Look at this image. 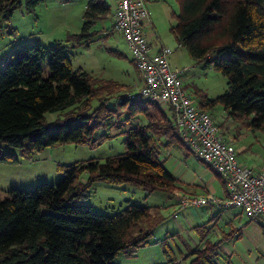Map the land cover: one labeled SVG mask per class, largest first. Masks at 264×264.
I'll use <instances>...</instances> for the list:
<instances>
[{
    "label": "trees",
    "instance_id": "1",
    "mask_svg": "<svg viewBox=\"0 0 264 264\" xmlns=\"http://www.w3.org/2000/svg\"><path fill=\"white\" fill-rule=\"evenodd\" d=\"M43 1L0 0V18L10 21L23 2L33 11ZM180 1L178 23L171 28L178 43L186 46L197 63L213 65L228 81L223 94L205 96L198 100L199 106L213 111L220 103L233 120L244 119L252 129L264 131V0ZM110 10L107 0H89L82 33L75 36L88 43L96 21L106 18ZM113 82L74 67L61 42L15 48L1 60L0 162L16 163L20 156L31 158L59 144L100 143L108 135H96L101 121L110 126L111 118L124 106L126 120L139 114L148 120L129 128L123 154L70 164L55 183L7 189V195L0 197V264H112L120 251L133 254L150 244L166 219L160 207L130 201L110 215L96 212L89 202L96 183H129L164 191L171 198L176 189H183L161 157L162 148L174 147L178 140L185 145L172 113L147 98L131 99L124 94L116 101L100 99L101 91L110 92ZM95 100L99 101L96 105ZM151 106L161 117V125L153 120ZM92 108L95 117L89 112ZM48 112L61 114L50 123ZM173 132L178 139L170 137ZM2 143L18 152L4 151ZM211 170L222 180L218 171ZM86 172L87 179L78 181ZM208 241L211 247L196 249L189 264H219L221 243ZM169 260L176 264L172 256Z\"/></svg>",
    "mask_w": 264,
    "mask_h": 264
},
{
    "label": "rangeland",
    "instance_id": "2",
    "mask_svg": "<svg viewBox=\"0 0 264 264\" xmlns=\"http://www.w3.org/2000/svg\"><path fill=\"white\" fill-rule=\"evenodd\" d=\"M88 1L44 0L33 11H29L25 2H23L14 11L10 21L0 18V65L1 60L7 57L15 48H24L37 43L48 45L54 42H61L66 46L67 53L74 67L83 68L100 79L115 81L109 88L110 92L101 91L100 96L102 98L100 99H104L107 102L106 98L110 97L111 100L116 101L127 92L140 89L143 84L141 70L133 60L128 43L122 33L115 30L113 25L114 0H107L111 6L110 13L106 18H100L96 21L94 37L88 43L81 42L78 36H75L82 33L84 12ZM147 1L151 10V21H153L157 33L161 35L165 44L170 45L167 41L171 42L170 46L173 47L171 56L175 58L173 64H177L180 69L184 68L185 70L183 74L184 87L188 92L197 101L202 100L205 96L215 98L223 94L228 87L226 76L213 65L204 66L197 63L186 46L178 43L171 29L178 23L181 1ZM97 102L99 101L95 100L94 105ZM151 107L152 113L157 115L150 113L154 117L153 120L161 125V117L157 114V110L153 106ZM93 109L89 110V112H92L95 117ZM126 111L127 106L118 109L114 117L111 118L110 126H105V120L101 121L102 124H100L96 135L99 136L103 132H108V135L100 139V143L98 141L95 144H59L37 151L31 158L20 156V161L16 163L0 162V197H5L7 189L11 187L33 189L38 183H55L63 176V170L70 164L88 162L90 160L103 161L109 155L125 153L127 151L126 139L129 128L142 125L148 120L144 114L131 115L130 121L126 120ZM211 112L217 122L221 124V132L236 146L239 158L244 163L255 168H264V131L252 129L244 119H240V121H238V118L233 120L232 116L228 114V111L220 103ZM60 114V112H48L46 114L48 122L52 123ZM170 137L178 139L176 132L171 133ZM1 145L4 151L18 152L15 147L5 143ZM162 150L168 154V158L180 152L188 156L187 162L189 165L199 163L198 159L179 140L176 146L162 148ZM180 162L184 163V160L178 159L175 162L178 169L181 166ZM165 164L170 170L173 169L170 161ZM87 177V172L82 173L78 181L83 182ZM99 185L103 184L96 183L90 189L89 202L96 212L112 215L126 207L131 201L133 203L160 207V211L166 216V219L154 231L150 238V244L140 246L133 254L120 251L112 259V264H164L171 256L180 255L181 251H184L189 244L195 242L193 239L196 235L192 227L176 229L179 227L175 220L183 221V216L180 214L176 204L172 203L171 198L164 191H148L129 183L112 184L117 185V188L120 189L117 192L126 193L128 198H131L130 201H121L112 197L106 189L102 186L99 187ZM217 187L220 190L221 181L218 182ZM178 190L176 189V203L181 208L183 201L187 197H197L187 191L181 193ZM154 212L158 213L156 210ZM177 212L178 216L175 218ZM245 220L248 221L247 218ZM253 223H249V226L256 225ZM256 227H258L260 233L263 232L262 229L264 227H261L262 229L258 225ZM161 238L166 243L160 242L159 239ZM208 240L211 239H206V241L204 239L205 245L203 241L190 250L187 262H177L176 264H189L191 261H189V258L193 259L195 257L194 252L196 249H203L207 244L211 247V241ZM213 248L214 246L210 250ZM210 250L208 249L207 252H210ZM237 252L238 256L231 261L226 260L225 263L219 261V263L248 264L245 262V256L242 255L241 251L237 250ZM228 258L230 257L228 256Z\"/></svg>",
    "mask_w": 264,
    "mask_h": 264
},
{
    "label": "built area",
    "instance_id": "3",
    "mask_svg": "<svg viewBox=\"0 0 264 264\" xmlns=\"http://www.w3.org/2000/svg\"><path fill=\"white\" fill-rule=\"evenodd\" d=\"M114 28L128 43L141 70L140 89L127 92L131 99L147 98L172 113L178 133L191 152L220 173L223 196L209 192L187 197L182 207L217 204L238 209L248 221L264 226V168H255L239 158L236 146L221 132L213 113L199 106L184 87V68L173 64L172 48L160 38L154 43V25L147 0H114Z\"/></svg>",
    "mask_w": 264,
    "mask_h": 264
},
{
    "label": "crops",
    "instance_id": "4",
    "mask_svg": "<svg viewBox=\"0 0 264 264\" xmlns=\"http://www.w3.org/2000/svg\"><path fill=\"white\" fill-rule=\"evenodd\" d=\"M154 29H155V25H154ZM159 37L162 40L161 35L158 34L155 29L154 35L152 36L153 42L158 43L157 38ZM167 42L171 45V42L169 41ZM170 47L173 49L172 46ZM171 59L172 61H175V58H172V56ZM162 153L163 154L161 157L165 159V162L168 161L171 162L173 168L171 169V171L176 177L179 178L180 180L179 183L183 187V189H179L178 191H181V193L182 192L185 193L184 191H187L191 194L196 195L197 197H200L205 193H209V192H213L219 196H223L225 192V185L223 181L218 177H216L213 171L209 167H207L205 163L198 160L199 162L198 164L189 165L187 162L188 156H185L180 152L175 153L177 154L175 156L173 154V156H171L170 158H168L169 157L168 154L163 152V150ZM178 159L184 160V163L180 162L181 166L179 169L175 165V162H177ZM219 181H221L220 190L217 187ZM97 184H103V185H99V187L102 186L114 198H118L121 201L124 200L130 201L131 199L128 198V195L126 193L117 192L120 190L117 188V185H112L108 183H97ZM176 194L177 192L173 197L174 199L171 197L170 198L172 200V203L176 204L177 208H179V212L183 216V221L175 220L177 226L179 227L176 229H182L183 227H192L195 230L196 236H194L193 239L195 242L189 244L184 251H181L180 255L172 256L173 258H175L174 263L177 262L184 263V261L187 262L188 254L190 253V250L192 248L200 244V242H203L204 239H211L213 241H219L221 243L218 262L221 261L225 263L226 260L231 261L236 256H238L237 250H240L242 255L245 256L244 259L246 260L245 261L246 263L264 264V228H263L264 226L255 223L259 227L261 226L263 228L262 229L260 227L263 230V232L260 233L256 225L249 226V223L251 222L246 221L245 220L246 217L239 214L238 209L224 208L217 204L192 205L187 208L185 207L181 208L176 203L177 201ZM175 218H177V216ZM159 240L162 243H166V241H164L162 238ZM228 256L230 258H228ZM190 260L191 257L189 258V261ZM169 263L170 260L168 259L164 264H169Z\"/></svg>",
    "mask_w": 264,
    "mask_h": 264
}]
</instances>
